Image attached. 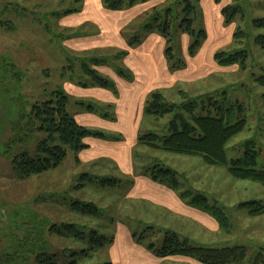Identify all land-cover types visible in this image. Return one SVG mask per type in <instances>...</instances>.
<instances>
[{"label": "rangeland", "instance_id": "obj_1", "mask_svg": "<svg viewBox=\"0 0 264 264\" xmlns=\"http://www.w3.org/2000/svg\"><path fill=\"white\" fill-rule=\"evenodd\" d=\"M245 1L246 18L243 20L239 17L235 24L228 28L235 32L236 28L240 27L250 32L253 37L264 35V29L255 30L247 25L254 17H264V0ZM179 3L181 0H149L136 6L134 11H131L133 21L122 32L127 45L134 38L143 35L144 24L155 12L171 6L182 11L184 5ZM194 3L198 6L196 0ZM230 3L231 0H225L223 6ZM83 10L84 4L78 0H0V21H10L16 26V30L12 32L0 30V57L9 58L23 71L25 74L23 90L30 100H45L50 98L54 91H64L69 97L68 112L73 117L82 113L78 108L81 104L86 106L94 104L102 115L110 113V110L100 102L83 95L84 90L78 83L90 81L84 74L83 60L113 57L124 52L122 48L116 46L89 49L91 47L89 43L93 42V37L98 36L100 32L98 28L92 22L70 27L71 24L82 20ZM68 11L77 13L64 15ZM201 28L207 35L209 34L208 24L199 20L195 29L199 31ZM215 35L216 32H211L212 37ZM186 38H189V43ZM190 43L191 38L187 35L180 33L175 35L170 44L173 48L174 62L180 60L190 62L187 54ZM225 44L218 48L219 51L231 52L242 47L233 41L229 43L228 40ZM250 44L254 60L251 58L246 72L240 71L238 66L220 69L218 73L198 83L182 85L181 88L191 96L228 90L233 102L244 104L247 109L248 128L229 143L227 156L229 159L240 158L244 153V143L254 140L256 149L260 151L259 162L262 164L264 86H260L255 80L263 74L264 54L253 43ZM193 63H190V66H193ZM121 64L123 65V61ZM124 70L126 75L130 74L129 69ZM96 71L108 80L116 75L109 67L96 68ZM166 97L168 104L181 102L179 94L170 93ZM171 119L172 115H166L158 121L145 118L140 129L141 135L148 133L149 125L152 124V131L164 136ZM104 133L110 134L107 131ZM37 148L38 142H33L25 150L35 156ZM77 157L76 153L68 151L67 158L58 169L26 181H17L13 176L10 162L0 158V226L4 219L10 221L13 212L22 213L29 210L44 214L48 225L75 223L86 226L87 231L97 230L107 239L115 237L119 224H123L131 230L137 242L141 241L145 246L154 245L156 249L163 248L167 231L193 242V239H196L206 247L246 246L249 254L244 264H250L255 254L264 249V215L252 217L248 210L240 208L241 204L247 202L264 201V187L249 181L235 180L226 167H209L201 156L153 151L141 145L134 150V168L137 173L160 162L183 175V178L179 179V193L190 192L192 196L204 194L211 204L217 201L226 208L229 228L228 230L220 228V231L215 233L197 222L185 220L184 217L170 212H164L159 216L156 209L149 210V204L131 203L124 198L127 193L126 178L115 174L117 167L113 163H79ZM83 175L99 179L115 177L121 179L123 183L114 188L102 187L96 182L82 180ZM82 184H85V187L78 188ZM49 194L59 195L55 200L57 203L49 201L41 207L36 206L43 204L39 201L40 196ZM73 201L95 203L101 211L99 219L93 220L72 213L69 204ZM86 244L82 248L87 247ZM110 247L105 245L93 259L83 264L111 263Z\"/></svg>", "mask_w": 264, "mask_h": 264}, {"label": "trees", "instance_id": "obj_2", "mask_svg": "<svg viewBox=\"0 0 264 264\" xmlns=\"http://www.w3.org/2000/svg\"><path fill=\"white\" fill-rule=\"evenodd\" d=\"M83 1L78 0L81 3ZM148 1L103 0V4L107 10L118 12L133 9ZM194 1L181 0L179 4L184 5L182 11L171 6L155 12L144 24L143 35L134 38L128 47L134 49L141 43L143 36L158 33L166 41L165 57L169 69H184L187 66L186 60L174 62L173 48L170 47L175 35L180 33L191 38L187 50L189 58L196 56L207 38L203 28L199 31L195 29L199 20L202 23V14ZM224 1L214 0L217 5L222 6L226 26L235 24L239 17L243 20L246 18L245 0H231L230 4L223 6ZM74 13L77 11H68L64 15ZM247 25L255 30L264 29V17H254ZM0 30L12 32L16 30V26L10 21H0ZM233 42L242 47L231 52L215 53L214 59L223 69L238 66L240 71L246 72L253 57L250 43L264 54L263 34L253 37L250 32L238 27L233 34ZM127 55L124 51L113 57L84 59L83 71L90 81L79 82V87H98L115 92L114 81L96 71V68L100 67H109L118 77L132 81L133 74L130 72L126 75V67L121 64ZM262 72L263 74L255 80L260 86H264V67ZM24 76L23 71L9 58L0 57V158L10 162L17 181H26L58 169L67 158L68 151L76 153V160L81 163L79 154L90 148L87 143L90 139H113L100 130L79 125L76 118L68 112L69 97L62 90L54 91L51 97L45 100H30L23 90ZM179 95L181 102L172 104H168L166 95L161 91L149 95L144 107L145 118L158 121L166 115H172V119L166 126L164 136L154 133L152 128L148 133L141 135L140 132L139 145L153 151L201 156L209 167H226L235 180L249 181L264 187V163L259 162L260 151L256 149L254 140L244 143V153L240 158L229 159L227 156L229 143L248 128L245 105L233 102L228 90L197 96L181 91ZM81 105L92 113L100 114L94 104ZM100 115L108 117L109 113ZM114 140L119 141L121 137ZM33 142H38L35 156L25 150ZM140 172L155 183L173 189L188 206L212 217L220 228L228 230L229 218L226 216V208L219 202L214 201L211 204L204 194L192 196L190 192L179 193V179L183 178L182 174L160 162L147 169H141ZM81 178L96 182L102 187L114 188L123 183L115 177L99 179L83 175ZM83 187L85 184L78 186ZM58 196H40L39 201L43 204L36 206L41 207L49 201L57 203L55 200ZM69 207L72 213L89 219H99L101 215L95 203L73 201ZM240 208L248 210L252 217L264 215V201L247 202L241 204ZM13 213L9 219L11 222L4 219L0 226V264H83L93 259L105 245L111 246L115 241L114 237L107 239L97 230L87 231L86 226L75 223L48 225L44 214L37 211ZM137 243L143 245L141 241ZM84 244L87 247L82 248ZM143 246L159 258L180 256L194 259L200 264H244L249 254L246 246L206 247L181 238L172 231H167L162 249H156L154 245ZM250 264H264V249L255 254Z\"/></svg>", "mask_w": 264, "mask_h": 264}, {"label": "crops", "instance_id": "obj_3", "mask_svg": "<svg viewBox=\"0 0 264 264\" xmlns=\"http://www.w3.org/2000/svg\"><path fill=\"white\" fill-rule=\"evenodd\" d=\"M83 4L82 20L70 27L92 22L100 32L89 43V49L115 46L122 48L128 53L123 64L134 78L127 81L117 75L113 76L111 80L116 85L115 92L98 87L82 90L84 96L97 100L110 113L108 117H103L79 105L82 113L75 117L77 122L82 127L110 132L108 136L113 139L88 140L90 148L79 154L80 162L113 163L117 167L115 174L126 178V200L133 204H149V210L156 209L159 216L170 212L217 233L220 227L212 217L188 206L173 189L155 183L141 172L137 173L134 168V150L139 147L138 135L145 119L144 107L151 93L161 91L166 95H178L183 92L182 85L198 83L223 69L216 63L214 56L219 47L226 45L227 40L229 43L233 41L234 31L225 25L222 6L217 5L214 0L198 1L202 23L205 21L208 24L210 32L196 56L190 58L189 63L186 61L187 66L179 71H171L165 57L166 41L158 33L143 36L141 43L134 49H130L122 37L123 30L134 19L131 11L135 8L114 12L105 8L103 0H84ZM211 32H216L215 38L211 36ZM186 41L189 43V38ZM176 88L179 90H175ZM150 128L152 124L149 125ZM116 137H121V140L115 141ZM114 238L115 241L109 248L112 264H200L194 259L180 256L157 257L152 251L138 244L131 230L123 224H119ZM193 240L200 244L196 239Z\"/></svg>", "mask_w": 264, "mask_h": 264}]
</instances>
